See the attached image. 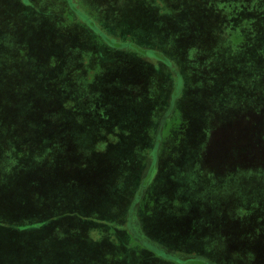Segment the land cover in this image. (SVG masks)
Listing matches in <instances>:
<instances>
[{
	"label": "rangeland",
	"instance_id": "1",
	"mask_svg": "<svg viewBox=\"0 0 264 264\" xmlns=\"http://www.w3.org/2000/svg\"><path fill=\"white\" fill-rule=\"evenodd\" d=\"M164 252L264 264V0H0V264Z\"/></svg>",
	"mask_w": 264,
	"mask_h": 264
},
{
	"label": "trees",
	"instance_id": "2",
	"mask_svg": "<svg viewBox=\"0 0 264 264\" xmlns=\"http://www.w3.org/2000/svg\"><path fill=\"white\" fill-rule=\"evenodd\" d=\"M120 46V45H119ZM16 106L12 103V109L10 110L9 114H18V110L17 108H15ZM163 256H168L169 259H172L171 261H174L178 264L180 263H185V261L189 262V261H195L197 259V257L195 255H185V254H180V255H175V254H169V253H162Z\"/></svg>",
	"mask_w": 264,
	"mask_h": 264
}]
</instances>
